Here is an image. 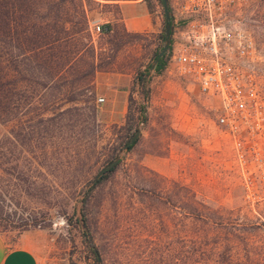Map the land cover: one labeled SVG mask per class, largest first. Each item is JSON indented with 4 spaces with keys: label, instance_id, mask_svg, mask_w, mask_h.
Instances as JSON below:
<instances>
[{
    "label": "rangeland",
    "instance_id": "374dc122",
    "mask_svg": "<svg viewBox=\"0 0 264 264\" xmlns=\"http://www.w3.org/2000/svg\"><path fill=\"white\" fill-rule=\"evenodd\" d=\"M139 1L83 0L86 18L77 2L47 5L36 24L61 38L48 61L30 52L28 59L26 42L12 49L13 78L0 97V233L14 244L40 232L68 264H198V237L208 248L205 263L228 259L233 245L235 263L264 264V206L245 198L233 143L217 125V101L168 63L142 91L141 75L165 43V14L159 0H143L158 24L129 30L120 5ZM231 17L255 40L244 74L264 95V0L239 1ZM94 23L111 29L97 33ZM59 54L70 60L62 69ZM130 113L142 131L122 151ZM119 154L117 169L91 196L84 230L77 200Z\"/></svg>",
    "mask_w": 264,
    "mask_h": 264
},
{
    "label": "built area",
    "instance_id": "2783aa9c",
    "mask_svg": "<svg viewBox=\"0 0 264 264\" xmlns=\"http://www.w3.org/2000/svg\"><path fill=\"white\" fill-rule=\"evenodd\" d=\"M239 1H171L167 68L191 75L200 91L217 101V125L233 143L245 198L252 206H264V95L251 74H244L257 48L252 34L233 24L231 13ZM102 27L91 25L97 33Z\"/></svg>",
    "mask_w": 264,
    "mask_h": 264
},
{
    "label": "trees",
    "instance_id": "16d2710c",
    "mask_svg": "<svg viewBox=\"0 0 264 264\" xmlns=\"http://www.w3.org/2000/svg\"><path fill=\"white\" fill-rule=\"evenodd\" d=\"M67 0H0V97H1V90L5 82L11 83V79L13 78V69L16 63L14 52L12 51L13 48L17 46L23 45L25 42L27 43V51L25 52L26 57L29 59L31 53L37 54V56L44 61H48L46 55L47 50L52 46L56 45L61 38L55 37L50 39L53 35L49 33V29L47 27H43V24H36L35 19L41 14V9L45 8L47 5H53L51 7L57 6L61 7L63 3ZM72 2H77V6L81 10L83 17L86 18V13L83 5V0H71ZM162 4V1L159 0ZM39 8V10H38ZM60 9V8H59ZM170 10L172 7L170 5ZM85 13V14H84ZM40 18H44V16H39ZM44 20V19H43ZM35 21V23H34ZM43 23V22H42ZM101 33H106L110 31L111 25L110 24H103ZM163 42H165V32L161 35ZM32 38V39H30ZM31 41L30 44H28ZM9 48V49H8ZM163 45L157 50L155 56L161 51ZM9 50V52H7ZM27 52H30V54ZM170 50L160 58L159 62L156 65L155 72L161 73L167 66L168 59H169ZM154 56V58H155ZM57 59H55V64L57 68H61L62 64L63 67L66 65V61L64 60L61 54L57 55ZM66 62V63H65ZM151 63L149 64V68ZM61 68V69H62ZM149 68L145 70V72L141 75V84H142V91L144 95H147V89L145 86L146 77L149 71ZM62 71V70H61ZM11 93V92H10ZM10 95V94H9ZM142 116L144 118V110H142ZM141 116V117H142ZM137 124L132 123V114L128 115L127 123H126V130L128 134V138L125 140V143L134 135L136 132ZM139 140V138H138ZM138 140L129 147V150H132L133 147L136 145ZM122 145V144H120ZM118 151V146L113 148V152L111 153V159L115 156ZM118 166V165H117ZM117 166L110 169L94 186L86 194V197L82 204V211L84 215L85 221H87V210L86 207L91 200V196L93 192L102 185L107 179L111 176V174L117 169ZM76 212V209H75ZM197 219L203 223L208 224L210 221L207 216L203 214H198ZM214 222V221H212ZM223 226L222 222H220ZM199 238V240H198ZM197 238L196 244V255L198 264H210L205 263L204 258L200 257V255H204L208 252V248L204 247L203 244L198 243L201 241L200 237ZM202 242V241H201ZM89 246V245H88ZM90 251L95 255L96 260H99V252L97 251L95 245L92 247L89 246ZM230 257L224 261L218 260L216 261L217 264H237L233 261L232 252L234 251V246L230 245L228 247ZM240 264V263H239ZM243 264V263H241Z\"/></svg>",
    "mask_w": 264,
    "mask_h": 264
},
{
    "label": "crops",
    "instance_id": "0c3cea01",
    "mask_svg": "<svg viewBox=\"0 0 264 264\" xmlns=\"http://www.w3.org/2000/svg\"><path fill=\"white\" fill-rule=\"evenodd\" d=\"M120 13L129 30H143L158 24V21L154 22L153 13L143 0L121 4ZM157 18L159 20L160 16ZM39 233L25 232L14 244L0 233V264H68L65 259L52 252Z\"/></svg>",
    "mask_w": 264,
    "mask_h": 264
},
{
    "label": "water",
    "instance_id": "95a60500",
    "mask_svg": "<svg viewBox=\"0 0 264 264\" xmlns=\"http://www.w3.org/2000/svg\"><path fill=\"white\" fill-rule=\"evenodd\" d=\"M162 1V5H163V9H164V14H165V43L164 46L162 48V50L155 56L152 64H151V68L147 74L146 77V82H145V86L147 89V93H149V83H150V79L153 75V73L155 72V68L157 63L159 62L160 58L162 56H164L170 46H171V37H172V31H173V23H172V11L170 10V3L169 0H161ZM142 129L139 128L135 134L132 136V138L125 144V146L123 147V150H127L129 149V147L134 144L140 134H141ZM122 155H118L115 159H113L109 164H107L105 167H103L93 178V180H91V182L88 185V189H90L92 186H94L95 183H97L110 169L114 168L115 166H117L120 161H121ZM86 193H83L80 198L77 200L76 203V211H77V215H78V220L79 223L81 225V227L84 230L86 229V224H85V220H84V216H83V211H82V202L85 198ZM87 232V231H86ZM100 260V257H99Z\"/></svg>",
    "mask_w": 264,
    "mask_h": 264
}]
</instances>
